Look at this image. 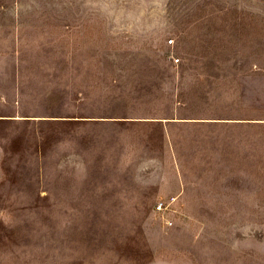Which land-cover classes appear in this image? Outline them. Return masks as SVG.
<instances>
[{"label":"rangeland","instance_id":"obj_1","mask_svg":"<svg viewBox=\"0 0 264 264\" xmlns=\"http://www.w3.org/2000/svg\"><path fill=\"white\" fill-rule=\"evenodd\" d=\"M0 264H264V0H0Z\"/></svg>","mask_w":264,"mask_h":264},{"label":"built area","instance_id":"obj_2","mask_svg":"<svg viewBox=\"0 0 264 264\" xmlns=\"http://www.w3.org/2000/svg\"><path fill=\"white\" fill-rule=\"evenodd\" d=\"M169 43H171V42H169ZM175 63H178V60H175ZM163 208H164V203L163 202H158L156 204V210L157 211H161Z\"/></svg>","mask_w":264,"mask_h":264}]
</instances>
